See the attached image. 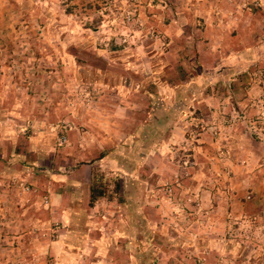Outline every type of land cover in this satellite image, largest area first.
I'll return each mask as SVG.
<instances>
[{
    "label": "rangeland",
    "instance_id": "374dc122",
    "mask_svg": "<svg viewBox=\"0 0 264 264\" xmlns=\"http://www.w3.org/2000/svg\"><path fill=\"white\" fill-rule=\"evenodd\" d=\"M188 1L196 0H0V108L23 112L24 133L29 135L36 130L43 134V140L49 141L53 152L65 147L70 135L98 130L99 124L104 127L114 123L126 136L129 134L115 150L120 154V167L130 172L138 162L133 173L138 182H145L143 178H146L148 183L144 187L147 186L152 197L148 202L175 199L179 206L163 218L178 233L195 237L201 235L196 234L195 224L210 221L208 210L212 205L205 206L192 192L190 183L196 161L188 154L193 155L194 139L205 127L204 121H200L203 116L202 106L196 102L198 95L226 94L231 90L230 81L223 83L220 78L248 82L262 71L254 65L238 70L201 68L194 45L206 34L204 42L217 47L216 50L210 47L212 50L224 49L202 61L206 65L213 58L210 64L219 63L229 55L227 33L230 20H234L230 14H223L226 18L212 19L210 27H206L203 14L189 9ZM211 16L220 19V14ZM258 45L251 44L252 49L257 50ZM239 51L234 52L236 58L245 54L243 59L252 61L258 57L255 53L253 56ZM213 79L219 85L208 84ZM115 93L120 96L116 97ZM139 107L143 112L139 111L136 119L131 118L128 110H139ZM168 108L172 113L166 111ZM112 110H118L117 115L109 112ZM188 110L195 112L188 113ZM104 111L112 116L105 119ZM174 125L185 126L183 138L173 136L177 141L166 147L163 144ZM60 136L65 137V142L58 146ZM149 146L159 149L160 156L150 155L159 162H149L148 166L154 165L156 170L161 167L160 175L152 173L146 165L144 153L149 151ZM187 159L192 166L183 171L179 163ZM51 166L52 173L69 174L67 164ZM95 174L100 176L103 172ZM157 176H162V180ZM106 184L108 197L115 198L112 181ZM48 195L45 191L41 196V228L25 223L16 203L17 211L8 209L7 214L0 211V264H89L84 261L88 252L93 256L92 264H128L123 248L116 250L115 245L108 246L112 258L106 261L99 260L103 248L89 246L90 241L114 232L117 223L124 224V212L118 210V203L95 206L97 211L88 218L90 230L80 223L77 235L73 236L71 230L46 211L51 206ZM104 208L105 216L102 215ZM184 212L192 225L184 227L185 230L178 228L180 219L186 218ZM260 231L264 235V229ZM236 234L230 237L238 244L225 245L229 252L225 254L229 257L225 256L222 261L214 260L211 248L192 251L195 256L181 260L184 264H264V236L257 237L254 243H243L242 233ZM205 236L212 238L209 234ZM58 240L66 245H58L53 252L51 241ZM76 253L81 257L79 261L72 260ZM165 255L161 257L162 263L177 257L176 252Z\"/></svg>",
    "mask_w": 264,
    "mask_h": 264
},
{
    "label": "crops",
    "instance_id": "0c3cea01",
    "mask_svg": "<svg viewBox=\"0 0 264 264\" xmlns=\"http://www.w3.org/2000/svg\"><path fill=\"white\" fill-rule=\"evenodd\" d=\"M190 2L192 1L187 2L188 8L203 14L206 27H210L212 19L220 21L226 18L223 14H230L234 20H230V30L227 33L230 43L226 46L228 48L226 52L228 51L229 55L219 63L210 64L213 58L209 59L206 65L202 61L224 49L223 47L219 48V51H214L217 47H212L210 42H204L206 34L203 33L202 40L194 45L201 68L210 66L208 69L238 70L254 65L260 69V72L262 71L258 77L249 78L248 82L234 78H220L223 83L230 81V92L202 93L196 100L197 105L202 106L203 119L200 121H204L205 127H202L201 132L194 139L193 155L188 154L195 157L196 161V167L190 175L192 176L190 183L192 192L199 196L205 206L212 204L208 210L210 221L205 224L201 222L195 224L198 229L196 234L201 235L191 237L178 233L167 225L169 221L163 217H169V213L179 205L175 199L148 202L152 197L147 186L144 187L148 183L146 178H143L145 182H138L135 179L136 174L133 173L138 162L132 165L130 172L120 167L118 164L121 162L120 154L115 150L116 147H121L129 134L126 136V133L121 132L114 123L105 124L104 127L99 124L98 130L91 132L89 129L80 135H70L66 146L53 152L49 141L43 140V134H38L36 130L29 135L24 133L21 124L25 121L23 112L15 113L1 108L0 211L7 214L8 209L9 212L19 209L25 223L41 228L43 224L40 219L41 196L46 191L51 202V206L46 211L52 219H58L61 225H65L72 231L71 235L75 236L80 223L87 225L90 222L88 218L97 211L95 206L104 204L106 207V204L118 203V210L124 212L122 220L124 224L117 223L114 232L107 236L103 235L93 242L90 241L89 246L96 245L99 249L103 248L104 252H100L99 260L106 261L112 258L108 246L115 245L116 250L123 248L128 264H184L181 259L188 260L191 255L195 256L196 253H191L192 251L209 250V248L212 250V257L218 262L224 260L225 256L229 257L225 254L229 253L225 245L238 244L230 237L231 234L236 236V232L240 231L242 233L240 239L243 243H254L259 236L263 238L260 229H264V0ZM211 14H220V19ZM215 26L219 27V25ZM231 31H235L232 36H230ZM253 43L256 46L260 43L257 50L252 49ZM236 51H239V54H242L240 52L251 55L255 53L258 57L246 61L243 59L246 57L245 54L236 58L234 56ZM214 62L216 60L212 63ZM212 81L214 82V79L209 80L208 84ZM216 81L218 80L212 83L217 86L219 83ZM239 89L243 91L240 93ZM115 94L116 97L120 96L118 93ZM115 106L122 109L119 105ZM133 107L134 105L130 106V109ZM141 110L140 107L139 110H128V114L136 119ZM166 111L172 113L171 108ZM109 112L117 115L118 110ZM109 112L104 111L102 117L107 119L112 116ZM191 112L195 110H188V113ZM16 117L19 119L15 120ZM36 121L37 118L35 124ZM135 125H137L136 120ZM184 127L174 125L170 130L172 134L167 137L163 145L169 147L170 144L175 143L177 138L174 140V137L183 138L181 134ZM143 137L147 138V136ZM155 148L149 146L147 148L149 151L144 153V157L148 160L147 166L149 162H159L158 159L150 157L159 154V149ZM44 164L49 165L44 167ZM51 164L54 166L67 164L69 174L62 176L52 173ZM149 169L152 173L160 175L161 167L156 170L152 165ZM96 172L103 174L96 176ZM162 178L160 176L159 181ZM109 181H112V193L115 198L107 195L109 186L106 182ZM91 187H96L101 194L89 203ZM14 203L20 208L17 209ZM115 209L117 208L114 207V212ZM169 209L170 211L167 212ZM82 210L87 213H83ZM102 215L105 216V208ZM184 215L188 221L180 219L179 225L174 224L178 225V228L192 226L187 212H184ZM236 223L238 226L235 227ZM90 227L91 225L86 226L88 231ZM207 234L212 238L205 236ZM51 242L50 248L53 252L59 248L58 245H66L59 240ZM82 242L84 245L87 244L85 239H82ZM166 252H176V259L162 263L161 257ZM85 256L88 257H84V261L92 264L93 256L89 252ZM78 259L81 257L77 254L72 260L79 261Z\"/></svg>",
    "mask_w": 264,
    "mask_h": 264
},
{
    "label": "built area",
    "instance_id": "2783aa9c",
    "mask_svg": "<svg viewBox=\"0 0 264 264\" xmlns=\"http://www.w3.org/2000/svg\"><path fill=\"white\" fill-rule=\"evenodd\" d=\"M65 142V137L64 136H60L58 139H57V145L58 146H61L63 143ZM192 166V162L190 160H182L181 163H179V167L183 170V171H186L187 168L191 167ZM186 174V172H185Z\"/></svg>",
    "mask_w": 264,
    "mask_h": 264
},
{
    "label": "trees",
    "instance_id": "16d2710c",
    "mask_svg": "<svg viewBox=\"0 0 264 264\" xmlns=\"http://www.w3.org/2000/svg\"><path fill=\"white\" fill-rule=\"evenodd\" d=\"M101 193L96 189V187L90 188V196H89V203H92L94 199L99 196Z\"/></svg>",
    "mask_w": 264,
    "mask_h": 264
}]
</instances>
